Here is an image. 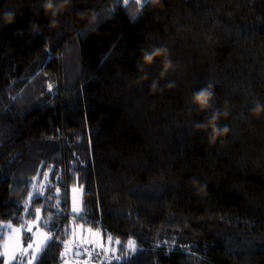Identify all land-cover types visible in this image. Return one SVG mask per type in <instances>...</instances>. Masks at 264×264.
Wrapping results in <instances>:
<instances>
[{
	"label": "trees",
	"instance_id": "16d2710c",
	"mask_svg": "<svg viewBox=\"0 0 264 264\" xmlns=\"http://www.w3.org/2000/svg\"><path fill=\"white\" fill-rule=\"evenodd\" d=\"M42 4L0 0V223L33 220L32 181L55 170L29 204L54 241L35 264L62 262L75 185L74 223L118 238L115 264H264V0H71L54 24ZM158 48L164 77L143 62ZM215 111L210 143L196 125Z\"/></svg>",
	"mask_w": 264,
	"mask_h": 264
},
{
	"label": "rangeland",
	"instance_id": "374dc122",
	"mask_svg": "<svg viewBox=\"0 0 264 264\" xmlns=\"http://www.w3.org/2000/svg\"><path fill=\"white\" fill-rule=\"evenodd\" d=\"M41 185L42 183L39 182L37 183V177H35L32 181L31 187H30V191L29 194L39 191L42 192L43 189H41ZM33 186H35V190L33 188ZM77 189V191L73 192V189ZM29 194L28 197L26 198V201L29 200ZM82 189L80 185H75L70 187V189L68 190V209L67 211H65V216L68 219V222L64 225V229L63 231L65 232L67 238L64 239L63 244H65V242H71L68 248V251L66 253V255H64L62 258V262L60 264H84L85 261H87V264H115L116 259H110L109 258V254L107 251H102L100 245H103V249L107 250L109 248H111L113 250V252L115 253L116 256H119L118 252H119V244L116 243V241H118V238H114L111 235H107V234H103L98 228H91L88 227L86 225H83L81 223H74V218L72 217V206H73V197H75V200L77 202V206L79 208V212L76 214L78 215L81 212L82 209ZM41 219V217H40ZM35 217L33 220L30 221H34ZM8 223H0V251H2V245H3V241L4 238H6L7 234H8V229L4 227V225H6ZM12 227H20L21 225H13L11 224ZM73 229H75L76 232V236L73 237L72 233H73ZM88 229L92 230V233L95 232H99L100 236H94L92 233L88 232ZM37 232H46L49 236L50 234L43 228L40 226V224L38 226L33 227V231L31 233L27 232V229L25 228V230L22 233V246L26 247L27 246V237L29 235L32 236H36ZM109 237L112 238L111 242H109ZM129 240H132V238H129L127 240V242ZM164 241H168V243L171 244H175L178 246H184L187 245L186 240L181 237L177 239H172V238H168L164 236ZM127 242H126V246H127ZM84 249H88L92 252V255L89 256ZM129 252H132L133 249H129L127 247ZM80 252V255L77 256L76 253ZM63 253H65V246H63ZM3 258V257H2ZM28 257H25V260H27ZM35 264V262H34Z\"/></svg>",
	"mask_w": 264,
	"mask_h": 264
},
{
	"label": "snow or ice",
	"instance_id": "6c2138e0",
	"mask_svg": "<svg viewBox=\"0 0 264 264\" xmlns=\"http://www.w3.org/2000/svg\"><path fill=\"white\" fill-rule=\"evenodd\" d=\"M145 5L149 3V0H144ZM117 4L119 6V0H117ZM79 35V33H78ZM50 51V50H49ZM47 55V53H46ZM35 75V72L33 73ZM27 83V81H25ZM49 89H51V85L48 86ZM205 89V88H204ZM202 90V89H200ZM199 124V123H197ZM52 175L53 177L55 176V170L54 169H49L48 172H39L38 175L43 176L45 180V184L41 185V189L44 187L51 188L52 185L48 182L49 181V175ZM39 183V181H37ZM35 190V186H33ZM77 191V189H73V192ZM40 198V192L37 191L36 195L33 197L32 194H29V200L25 201L24 207L26 211L29 212V214H34L35 215V220L34 221H28L25 222V224L21 225L20 227H12L11 223L9 222L8 224L4 225L5 228H7L8 234L6 238H4L3 245H2V251H0V257H3V264H34V262L37 260L38 256L42 253V251L45 250L49 242H54L53 238L49 236L46 232H37L36 236L29 235L27 237V246L23 247L22 246V233L27 229L28 233H31L33 231V227L39 225L40 221V214H41V209L36 208L34 210H31L29 208V204L33 201L36 200L38 201ZM45 199H49V197H45ZM65 202L67 201V192H65L64 196ZM79 212V208L77 206V202L75 200V197H73V206H72V214L75 217L76 214ZM45 226H47V221H45ZM89 233H92L91 229H88ZM94 236L99 237L100 233L95 232L92 233ZM73 237L76 236L75 229H73L72 233ZM112 238L109 237V242H111ZM71 242H65V253H62L61 255L64 256L66 255L69 245ZM117 244H119V241H116ZM102 251H107L109 254L110 259H116L120 260L122 257L121 256H116L115 253L111 248L105 250L103 249V245H100ZM127 247L129 249L135 250V242L132 240H129L127 242ZM84 251L91 256L92 252L88 249H84ZM77 256L80 255V252L76 253ZM25 257H28L27 260H25ZM67 264V262H66ZM84 264H87V261L84 262Z\"/></svg>",
	"mask_w": 264,
	"mask_h": 264
},
{
	"label": "clouds",
	"instance_id": "9594fccd",
	"mask_svg": "<svg viewBox=\"0 0 264 264\" xmlns=\"http://www.w3.org/2000/svg\"><path fill=\"white\" fill-rule=\"evenodd\" d=\"M71 0H43L42 8L46 15L51 14L53 17L52 23H55V17L59 12L69 6ZM159 0H153V3H158ZM0 20L3 21L5 26L11 25L15 22V14L11 12H6L2 16H0ZM143 62L145 65H152L155 60L158 58H165L163 62V68L160 73L161 77H164L173 67L172 63L167 59L168 52L166 49L158 48L154 49L151 52H144ZM157 85L155 83L152 84V89L155 91ZM171 88L172 85L170 84ZM213 99V91L211 90V86L196 91L191 96L192 104L195 105L201 112H207L211 108V101ZM261 114H264V108L257 107L253 109V115L259 117ZM221 115H227V112L220 113L219 111H215L211 116L206 118V123H199L196 125L197 129L204 130L208 132V138L210 143H215L216 140L228 133V128H220L218 127V120ZM210 130V131H209ZM195 183V181H193Z\"/></svg>",
	"mask_w": 264,
	"mask_h": 264
}]
</instances>
